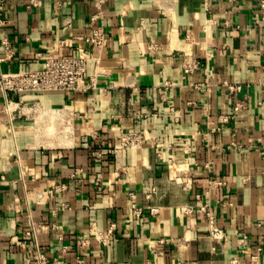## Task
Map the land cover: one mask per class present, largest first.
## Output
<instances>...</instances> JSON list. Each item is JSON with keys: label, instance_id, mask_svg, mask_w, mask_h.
Returning <instances> with one entry per match:
<instances>
[{"label": "crops", "instance_id": "1", "mask_svg": "<svg viewBox=\"0 0 264 264\" xmlns=\"http://www.w3.org/2000/svg\"><path fill=\"white\" fill-rule=\"evenodd\" d=\"M258 2L106 0L94 47L93 0H0V71L83 53L93 83L0 93V264H264Z\"/></svg>", "mask_w": 264, "mask_h": 264}, {"label": "built area", "instance_id": "2", "mask_svg": "<svg viewBox=\"0 0 264 264\" xmlns=\"http://www.w3.org/2000/svg\"><path fill=\"white\" fill-rule=\"evenodd\" d=\"M106 0H93L96 8V13L92 16L91 20L94 25L91 28L90 34L87 36L86 41L94 46L101 47L104 41V33L100 26L95 24L96 19L100 17L101 8ZM38 0H29L30 5H36ZM258 11L260 13V21L264 23V0H259ZM4 48L7 55L11 54V49L8 42L4 40ZM35 56H40V53H35ZM91 55L81 54V55H63V56H47L45 57L44 66L37 70L32 71H21V72H2L0 71V93L3 95L4 103L6 109L12 103L11 95L20 92H35V91H51V90H61V91H86L90 86L93 85L92 78L90 79L88 75V61ZM98 60V58H94ZM197 67V62H193L184 67V72H192ZM141 144V136L138 133L127 132L122 133L119 140L115 142L110 153L113 157H117L118 152L122 149H132L139 147ZM92 155L94 157H99L100 153L98 151H93ZM222 182L213 181V185H219ZM62 188V187H60ZM55 191L60 190L58 187L54 188ZM133 211L138 215L141 208L137 207L135 204L131 205ZM205 212L206 217L211 225L210 236L214 239H221L224 237L222 230L213 225L214 217L211 214L209 207L204 205L201 207ZM114 229V224H111L108 228L106 234L100 236L98 239L103 243H106L112 236V231ZM38 261L40 264H60L58 261L48 262L46 258L37 254ZM78 263L82 264L81 260Z\"/></svg>", "mask_w": 264, "mask_h": 264}]
</instances>
